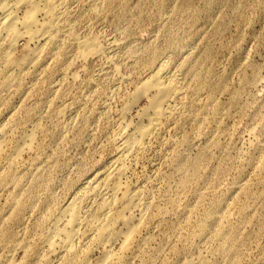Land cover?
<instances>
[{
  "label": "rangeland",
  "instance_id": "rangeland-1",
  "mask_svg": "<svg viewBox=\"0 0 264 264\" xmlns=\"http://www.w3.org/2000/svg\"><path fill=\"white\" fill-rule=\"evenodd\" d=\"M54 1L63 10L58 47L17 92H2L4 140L31 133L42 153L36 168L16 164V179L5 177L1 161L0 264L22 260L3 246L11 240L26 241L32 254L20 264H46L37 257L40 238L80 183L114 161L118 123L138 120L148 98L132 96L161 58L170 60L184 105L114 163L143 204L129 264H264V0ZM83 36H94L103 55L82 58L72 38ZM30 42L18 38L15 53ZM80 209L91 218L98 206L84 198ZM229 223L235 236L217 241ZM80 235L73 252L48 264L79 263L92 243Z\"/></svg>",
  "mask_w": 264,
  "mask_h": 264
},
{
  "label": "bare ground",
  "instance_id": "bare-ground-1",
  "mask_svg": "<svg viewBox=\"0 0 264 264\" xmlns=\"http://www.w3.org/2000/svg\"><path fill=\"white\" fill-rule=\"evenodd\" d=\"M20 10L21 15L18 14ZM62 15V8L54 0H0V103L6 105L7 102L2 96L3 91L17 92L23 77L34 74L42 64L44 56L58 47L61 41L58 23ZM18 38L26 39L27 43L35 41L36 44L32 48L24 46L27 49H22L24 52L17 55L15 46ZM72 41L82 58L103 55V50L94 36L72 38ZM104 57L109 64H113V57ZM169 64V58H161L154 70L136 86L132 99L144 95L148 98V103L137 111L136 122L125 119L119 121L116 130L122 141L114 161L94 171L80 183L57 212L47 232L40 238L37 257L46 264L64 253L73 252L81 233L86 239L91 238L92 243L84 246L79 263L76 261L73 264H129V259L138 254V236L143 223L140 189L122 181L123 168L114 163L140 150L144 141L159 128L163 120L173 119L184 105V92L179 86V79L168 76ZM114 74L117 75V72L114 71ZM131 109L130 103L125 105L122 110L123 118ZM4 136L0 133V166L4 164L1 162L4 160L5 177L18 178L16 164H22L24 168L37 167L42 148L39 143H35L33 134L24 133L15 141L12 137L13 142L9 141V145L8 138L5 141ZM26 152L31 154V157L27 156L29 160L23 159ZM244 185L239 184V188L244 190L247 187ZM84 198L93 200L98 206L91 218L83 215L80 209V202ZM205 225V221L200 222L197 233L202 232ZM235 234V227L231 223L222 224L214 233V238L223 242L233 238ZM3 246L7 248L9 256L22 253V260L10 261L9 264L27 263L26 257L32 255L26 241L11 240L4 242ZM95 248H101L102 253L98 259L92 260L91 255ZM61 264H67V261H62Z\"/></svg>",
  "mask_w": 264,
  "mask_h": 264
}]
</instances>
